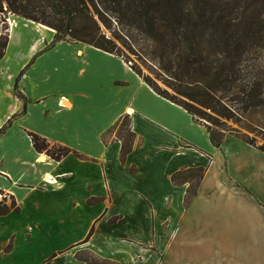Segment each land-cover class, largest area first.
<instances>
[{"label": "crops", "instance_id": "obj_1", "mask_svg": "<svg viewBox=\"0 0 264 264\" xmlns=\"http://www.w3.org/2000/svg\"><path fill=\"white\" fill-rule=\"evenodd\" d=\"M9 37L0 191L17 209L0 215V264H160L184 225L192 182L207 177L189 171L205 170L219 149L206 126L113 53L51 45L52 28L18 15ZM125 116L135 138L122 158L115 130ZM30 133L72 151L53 159Z\"/></svg>", "mask_w": 264, "mask_h": 264}, {"label": "trees", "instance_id": "obj_2", "mask_svg": "<svg viewBox=\"0 0 264 264\" xmlns=\"http://www.w3.org/2000/svg\"><path fill=\"white\" fill-rule=\"evenodd\" d=\"M8 13L52 28L51 45L77 41L121 57L156 93L205 120L216 147L232 134L227 121L264 109V0H0V60L10 39ZM119 126L124 158L135 133L128 116ZM257 127L264 138V122ZM30 137L53 159L72 151ZM242 139L264 152V143ZM13 207L15 201L0 202V215Z\"/></svg>", "mask_w": 264, "mask_h": 264}, {"label": "rangeland", "instance_id": "obj_3", "mask_svg": "<svg viewBox=\"0 0 264 264\" xmlns=\"http://www.w3.org/2000/svg\"><path fill=\"white\" fill-rule=\"evenodd\" d=\"M13 15L3 16L9 26ZM0 25L5 27L1 20ZM260 122L264 109L223 126L232 134L226 133L217 154H211L202 186L192 182L184 225L173 233L160 264H264V152L242 139L263 144ZM120 132L118 126L115 133Z\"/></svg>", "mask_w": 264, "mask_h": 264}, {"label": "built area", "instance_id": "obj_4", "mask_svg": "<svg viewBox=\"0 0 264 264\" xmlns=\"http://www.w3.org/2000/svg\"><path fill=\"white\" fill-rule=\"evenodd\" d=\"M6 198H8L7 193H5L3 191L0 192V202L6 201Z\"/></svg>", "mask_w": 264, "mask_h": 264}, {"label": "bare ground", "instance_id": "obj_5", "mask_svg": "<svg viewBox=\"0 0 264 264\" xmlns=\"http://www.w3.org/2000/svg\"><path fill=\"white\" fill-rule=\"evenodd\" d=\"M48 179H49V180H51V181H53V180H54V178H53V177H49Z\"/></svg>", "mask_w": 264, "mask_h": 264}]
</instances>
